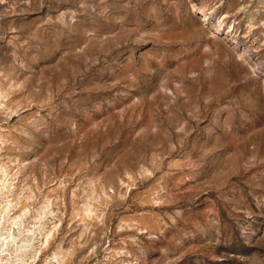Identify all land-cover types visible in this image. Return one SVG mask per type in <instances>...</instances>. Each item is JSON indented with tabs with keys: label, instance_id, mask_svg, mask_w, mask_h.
Instances as JSON below:
<instances>
[{
	"label": "rangeland",
	"instance_id": "rangeland-1",
	"mask_svg": "<svg viewBox=\"0 0 264 264\" xmlns=\"http://www.w3.org/2000/svg\"><path fill=\"white\" fill-rule=\"evenodd\" d=\"M0 264H264V0H0Z\"/></svg>",
	"mask_w": 264,
	"mask_h": 264
}]
</instances>
